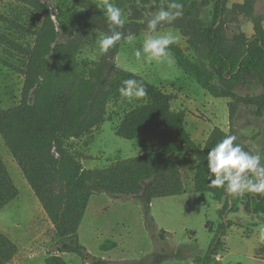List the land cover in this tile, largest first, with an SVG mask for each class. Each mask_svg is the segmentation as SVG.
<instances>
[{"label": "trees", "instance_id": "16d2710c", "mask_svg": "<svg viewBox=\"0 0 264 264\" xmlns=\"http://www.w3.org/2000/svg\"><path fill=\"white\" fill-rule=\"evenodd\" d=\"M38 14L41 24L27 29L19 21L0 14V22L8 25L0 30V44L9 58L2 63L25 77L20 104L5 109L0 103V136L22 170L28 184L52 223L56 242L46 264H68L63 254H76L83 264H123L92 255L82 245L79 229L91 198L106 194L114 199H136L144 208V224L152 234L156 224L152 216L155 199L187 194L179 157H193L197 166L191 193H210L216 201L226 200L221 210L243 205L251 215H264V193L233 196L223 188L211 187L208 179L207 155L221 139L235 135L245 151L253 150L240 138L233 123L240 109L251 108L252 114L264 118V16L258 13L259 0H178L183 4V15L171 22H162L157 31H178L188 48L172 44L171 56L184 74L216 99H228L230 131L215 127L204 145L198 144L187 130V111H175L173 94L154 85L139 73L119 66L118 56L128 45L117 42L98 61L83 62L88 76L81 72L78 60L82 37H70L66 20L58 14L54 19L51 4L46 0H15ZM5 0H0V4ZM84 6L86 33L97 30L111 34L105 12L97 0H77ZM144 5L151 0H141ZM137 0H115L116 6L128 15L122 28L116 31L129 34L141 42L148 21L141 16ZM170 0H156V7L168 10ZM157 10V11H158ZM135 14L137 17L131 18ZM252 23L254 34L249 37L243 27ZM18 32L34 38L32 46L21 42ZM68 38L62 42L63 38ZM135 78L144 83L147 95L125 112L116 129L118 137L126 140L147 139L155 136L153 148L128 159H118L101 169H86L82 156L68 147L72 139L92 135L107 120L110 103L123 98L118 89L125 79ZM19 196V190L0 156V209ZM238 201V203H235ZM227 221L215 236L204 255L195 258L196 264H219L214 258L224 252L223 237ZM170 234L158 232L165 241ZM117 247L106 242L104 252ZM187 246L173 251L163 247L142 258L137 264H164L183 259ZM264 256V247L260 250ZM18 253L17 244L0 231V264H9Z\"/></svg>", "mask_w": 264, "mask_h": 264}, {"label": "rangeland", "instance_id": "374dc122", "mask_svg": "<svg viewBox=\"0 0 264 264\" xmlns=\"http://www.w3.org/2000/svg\"><path fill=\"white\" fill-rule=\"evenodd\" d=\"M46 1L52 6L55 20L60 14L67 21L70 37L75 35L82 37V45L77 57L82 74L88 76L83 62L90 63L100 59L103 54L99 52L97 41L105 34L97 30L85 32L86 10L77 0ZM97 1L105 12L102 6L103 0ZM137 1L140 9H144L141 16L145 21L152 19L159 11L156 0H151L148 5H144L141 0ZM111 2L115 4V0ZM236 2L241 0H232V3ZM257 9L258 13L264 16V0L258 1ZM0 14L19 21L27 29L35 30L41 24L36 12L15 0H5L1 3ZM130 17L135 19L137 15L132 14ZM122 18L126 22L128 15L123 13ZM8 25L1 21L0 30H6ZM243 30L245 34L252 36L254 26L252 23H246ZM168 32L177 37L173 44L188 48L185 39L174 29L152 34ZM17 34L26 46L34 44V38L28 33L22 35L18 32ZM147 34L149 32L144 33L140 43L134 39L131 44L128 43L124 47L118 56L119 66L139 73L154 85L173 94L175 98L172 108L176 110L182 105L187 111V129L190 134H193L192 137L198 144H205L209 130L217 126L214 124L216 122L230 130V123L226 124L224 121L223 106L212 104L213 99L208 93L200 91L198 97L193 96L194 89H198L197 85L190 82L191 78L187 75L186 79H183L184 72L172 56L151 63L136 59L134 51L142 47ZM67 40L69 39L65 37L62 42ZM6 49L7 46L0 44V103L8 109L21 103L25 77L2 63V59L9 58L4 51ZM141 100L142 98H139L129 102L123 97L120 102L110 103L107 108V120L100 128L94 130L89 137L72 139L68 142V147L82 156L81 162L86 169L108 167L118 159L137 157L145 153L146 148L154 147L157 141L155 136L130 141L116 134V129L125 112ZM233 126L240 133L241 140L253 150L254 154L261 155V163L264 164V118L256 117L252 114L251 108L243 107L238 111ZM0 156L19 190L18 198L0 209V231L18 246V253L9 264H46L49 254L56 250L54 227L1 136ZM177 161L181 166L189 193L153 201L151 211L157 228L155 235H152L145 227L144 208L138 200L114 199L106 194H96L90 200L79 229L78 234L82 245L94 256L123 264H137L142 258L159 252L163 247L176 251L182 246H187L190 252L184 251L185 256L188 257L175 258L164 264H196L195 258L208 251L215 236L228 221L231 226L226 228V234L223 237L227 250L224 246V252L221 253L222 264H252L250 254L264 243V240L260 238V229L264 227V215L248 214L240 203L237 210L227 211L223 219L221 210L225 205V199L216 201L210 193H191L197 166L196 160L193 157L182 156ZM160 230L170 234L165 241L158 237ZM106 242H115L117 247L104 252L101 247ZM263 247H260L257 252L259 256ZM62 256L68 264H83L76 254ZM214 260L218 263L216 257Z\"/></svg>", "mask_w": 264, "mask_h": 264}, {"label": "clouds", "instance_id": "9594fccd", "mask_svg": "<svg viewBox=\"0 0 264 264\" xmlns=\"http://www.w3.org/2000/svg\"><path fill=\"white\" fill-rule=\"evenodd\" d=\"M102 6L105 9L111 34L101 36L97 45L99 52L106 54L122 39L131 44L135 37L131 34L125 37L122 32L115 30L122 28L125 23L120 7L111 0H103ZM182 15L183 4L178 0H170L168 10L160 9L148 21L149 34L146 35L142 47L135 49L136 59L151 63L170 58L169 46L176 41L177 37L170 32L156 35L152 33H156L158 25L162 22H171ZM118 91L129 102L147 95L144 83L135 78L123 80ZM236 141L235 135H227L208 151L207 167L210 186L223 188L226 193L233 196L264 193V164L261 163V155L245 151ZM260 238L264 240V227L260 229Z\"/></svg>", "mask_w": 264, "mask_h": 264}, {"label": "crops", "instance_id": "0c3cea01", "mask_svg": "<svg viewBox=\"0 0 264 264\" xmlns=\"http://www.w3.org/2000/svg\"><path fill=\"white\" fill-rule=\"evenodd\" d=\"M249 37H251V36H249ZM183 79H186V75L184 73H183ZM189 81L197 85V83L194 80L191 79ZM197 87H198V89H194V91H193V96L198 97L201 92L202 93H207L206 91H204L203 89H201L198 85H197ZM212 99H213L212 100V104L219 105V106H223V108H224V121L226 122V124H228L229 123V110H228L229 100L228 99H216V98H213V97H212ZM180 110H185L182 105L179 106V109H176L175 111H180ZM187 116H188V113H187ZM187 121H188V117H186V124H187ZM214 124L217 125L215 127H219L220 129L224 130L225 132H229L230 131L226 127H222V126L218 125L217 122L214 123ZM213 129L214 128H212L211 131L209 130V132H208L209 135L207 136V139L205 140L204 143H206V141L208 140V138H209L211 132L213 131ZM191 136H193V134H191ZM263 246H264V243L262 245H260L259 247H257V249H255V251L250 254V259L252 260V264H264V257L263 256H259L258 253H257L258 250H259V248L260 247H263ZM225 248L227 250V246L226 245H225ZM216 258H217L218 263L222 264V262H223V256H222V254H219ZM239 264H242V263H239Z\"/></svg>", "mask_w": 264, "mask_h": 264}]
</instances>
